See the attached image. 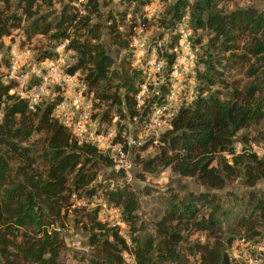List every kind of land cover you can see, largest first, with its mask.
Instances as JSON below:
<instances>
[{
	"label": "trees",
	"instance_id": "obj_1",
	"mask_svg": "<svg viewBox=\"0 0 264 264\" xmlns=\"http://www.w3.org/2000/svg\"><path fill=\"white\" fill-rule=\"evenodd\" d=\"M109 1L0 0V51L8 55L11 45H4L3 37L13 31L18 45L37 35L45 37L43 59L54 57L53 48L62 45L71 51L65 72L79 71L94 106H101L98 121L111 119L112 112L114 126L133 118L142 124L167 89L164 83L159 95L145 100L140 111L136 108L141 72L131 67L129 37L143 22L136 18H143L141 9L150 0H121L123 9L113 13L106 9ZM261 1L260 9L228 7L233 0L164 4L157 21L161 30L172 32L187 12L191 28L203 32V44L201 37L195 39L202 67L195 72V96L178 107L152 145L153 152L144 158L135 152L136 177L142 180L144 174L169 168L180 177H193L203 190L167 189L150 230L138 215L140 190L125 181L123 169L115 168L107 152L79 141L52 117L60 97L38 101L30 109L25 97L9 92L16 82L0 79V264H63L65 245L58 230L68 212L87 234L86 264H124V253L132 255L134 264H227L226 249L235 239L263 236V194L226 191L222 200L215 192L238 176L247 187L264 178V153L249 146L250 140L264 144V131L253 138L239 133L264 119ZM171 61L166 53V72ZM8 62L4 59V65ZM232 69L242 72L247 82L229 80ZM93 196L119 210L127 240L118 225L97 218L99 207L73 206V198L89 202ZM195 232H203L207 240L187 242Z\"/></svg>",
	"mask_w": 264,
	"mask_h": 264
},
{
	"label": "rangeland",
	"instance_id": "obj_2",
	"mask_svg": "<svg viewBox=\"0 0 264 264\" xmlns=\"http://www.w3.org/2000/svg\"><path fill=\"white\" fill-rule=\"evenodd\" d=\"M120 1L121 0H110L106 9H110L112 13L121 11L125 4L120 3ZM166 1L172 0H150L141 9L143 18H136L137 22H139V20L141 21V19H143V22L139 23V26L138 24L135 25L132 28V33L130 35V37H134L136 39L137 43L132 50L130 49L132 54V68L134 67L136 69L137 65H144L150 57L156 54L157 49H155V41L160 42L161 45L166 42L170 43L169 41H171L172 44L175 43V41L171 39L172 37H174L172 32H169L168 30H161V28L157 26L158 17L163 11ZM188 1L192 2L193 0ZM262 4L263 2L261 0H233V2L228 3L227 6H251L260 9L262 7ZM128 17L129 15H126V18ZM187 18V12H185L180 21V24L188 33L190 55H186V59L183 61V65H180L184 66V69L182 70L183 74L180 79L182 91L177 100L170 104V110L177 109L180 105H186L191 102V100L195 96V93L197 92L195 72L197 69H200L202 67L201 64L197 63L199 55V45L196 44L195 39L201 37L202 41L200 43L203 44L205 41V36L201 30H193ZM3 43L4 45H11L9 50L15 48L20 54L22 52L26 53V51H28L27 58L25 59L30 62V64L32 63L33 65H35V67L37 65V67L40 69H42L47 64L46 60L49 59H54V61H57L58 67H60L62 71H65L67 65L71 63V51L63 50L62 45L53 48V51L56 53L54 57L44 59L40 58V50H42L43 47L48 46V41L45 40V37L40 35L34 36L28 44L24 43L23 45H18V34L16 31H13L10 36L3 37ZM168 43H166L167 46L169 45ZM9 50L8 55L2 54L3 51H0V79L2 81L9 79L15 81L16 77L19 74L23 75V78L25 79H23L24 82L22 84V90L29 91L28 89L36 86L38 88H41L39 101L51 99L57 96L60 97V101L62 100L67 104V107L64 110L59 111L57 114H52V117L54 119L60 121V117L69 115L73 124L76 125V122H79L81 124L82 134H84L85 136L89 131H91L93 134L101 136L99 138V149L104 152L107 151L115 163V168H121L125 172V181H129L138 190H140V206L138 215L140 219H143V221L147 223L148 230H150V225L153 220L158 218V216L161 214L162 207L161 205H159V201H161V198L166 195L167 189H173L179 193L188 190H203V187L199 185L193 177H180L172 173L169 168L158 170L151 174H144L142 180L136 177V174L139 172V166L134 159L136 155L135 152L138 153V156L140 158H144L150 155L154 150L152 146L156 142L154 140L168 127V121L172 116H167L166 114L162 115V126L157 130V135L154 136V140L153 137L150 136L151 134L146 133L144 129L150 110L146 115L145 122L142 124H137V118H133L130 121H128V119L120 120L118 124L121 125V128L119 130L120 136L119 138H117V140H114V136L116 135L118 129V125L114 126L113 123L116 120V116L111 112V119H105L102 122L98 121L101 106L99 105L95 107L94 105L96 102L93 98L92 92H88L85 86H81V83L79 82V71H77L78 73L74 80L63 85L62 89L52 86V83H49V81L40 85L41 79L38 80L34 74H30L29 72L27 73V67H25V64H19L20 67H18L19 65L16 66L14 71L10 73L9 62L4 65V59H10ZM133 54L135 55L133 56ZM156 77L158 78V81L151 80L147 84L146 91L141 97V100H143V102L142 104H140V107L143 105L145 100V103H147L155 95H159L160 89L164 83L167 87L169 81L167 80L166 65L164 66L162 73H160V76L157 75ZM226 77L229 78V80L237 81L239 85L247 82V78L242 72H238L233 69L228 71ZM17 84L18 83L16 82V85ZM20 84H18L13 89L18 88ZM77 92L81 93L79 98H76ZM76 102L79 105L77 112ZM155 103H157V101H154V104ZM154 104L152 103V105ZM140 107L137 109L139 110ZM260 131H264V119L260 120L256 125H253L248 129L241 130L239 133L253 138L258 137V133ZM146 141H151V143L147 144V146L143 150H139L138 147L142 144H145ZM234 145L235 149L238 151L240 149L239 143L235 142ZM249 146L251 150L256 151L258 154L264 153V144L260 141H258V143H255L250 140ZM225 157L228 158V156ZM100 179L101 176H97L96 181H99ZM247 190H253L264 195V178L258 180L254 186L247 187L244 184V178L242 176H238L232 181L227 182L224 185V188L215 192L220 194L222 200H224L226 191H232V193L237 194L243 193ZM73 200L74 207H99L97 218L101 222L110 225H118L119 233L127 240L126 234L124 232V225L120 221L119 210L117 208L113 207L110 204H107L100 197L96 196L91 197L89 199V202H85L84 199L76 200L73 198ZM58 231L65 245V248L62 251L63 254L60 257V260L63 262V264H86L85 259L89 253V249L87 246V234L80 227V224L75 222L73 212H68L63 227L59 228ZM262 235L263 236L261 238H256L255 240H260L255 242L264 245L261 241L262 239H264V229L262 231ZM206 240L207 237L203 232H195L187 238V242H203ZM230 249L231 247H228V249H226L227 258L231 252ZM123 262L124 264H134L132 255H130V253H124Z\"/></svg>",
	"mask_w": 264,
	"mask_h": 264
},
{
	"label": "built area",
	"instance_id": "obj_3",
	"mask_svg": "<svg viewBox=\"0 0 264 264\" xmlns=\"http://www.w3.org/2000/svg\"><path fill=\"white\" fill-rule=\"evenodd\" d=\"M139 25L140 24H138V26ZM172 33L175 34L176 38L174 44L169 41L170 43H166L170 44V46H167L166 43L161 45L160 42L155 41V49H157L156 54L150 57L144 65L136 64V69L138 68L141 72V81L138 83V90L135 94L136 108H139L140 104H142L143 102V100H141V97L146 91L147 84L151 80L158 81V78L156 76H160V73H162L163 68L166 65V53H170L172 55V61L166 72L167 80L169 81L167 89L161 101L158 104H154L150 108V112L147 116V121L144 128L146 133L151 134L150 136L153 137V140L154 136L157 135V130L162 126V115L166 114L167 116H173L178 109L177 108L170 110V104L177 100L182 91L180 79L183 74L182 70L184 69V66L180 65H183V61L186 59V55H190L188 33L185 28L181 24H179L174 28ZM136 44V39L134 37H130L129 48L132 50L136 46ZM27 55L28 51H26V53L22 52L20 54L15 48L9 50L10 73H12L16 66H18L19 64H25V67H27V73L29 72L30 74H34L38 80L41 79L40 85L49 81V83H52V86L57 88L59 87L61 89L63 85L73 81L77 76V71L73 72L72 74H68L65 71H62V69L58 67L57 61H54V59L46 60L47 64L42 69L38 68L37 65L35 67V65H33L32 63L30 64V62L25 59L27 58ZM134 55L135 54H133V56ZM18 67H20V65ZM23 77L24 76L21 74L16 77L15 81L18 84H21L18 86V88L11 89L9 92L11 93L15 91L18 96L25 97L28 102V107L30 109H33L39 101L41 88L33 86L32 88L29 87V91L22 90V84L24 82L23 79H25ZM80 83L82 87L85 86L84 83ZM80 94V92H77L76 98H79ZM78 106L79 105L76 102V112ZM66 107L67 104L61 100L55 105L52 114H57L59 111L64 110ZM60 122L65 127H67L79 141H86L94 145L97 144V147L100 146L99 138L101 136L93 134L91 131L87 132V135L85 136L84 134H82L81 124L79 122H76V125L73 124L69 115L60 117ZM154 141H156V139ZM255 241L257 240L243 237L235 239L230 245L231 252L227 258V264H262L264 261V245H261V243H256ZM261 241L264 244V239H262Z\"/></svg>",
	"mask_w": 264,
	"mask_h": 264
}]
</instances>
